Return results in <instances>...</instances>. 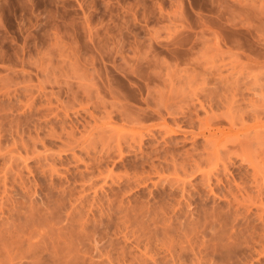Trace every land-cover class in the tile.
Returning <instances> with one entry per match:
<instances>
[{"label":"rangeland","instance_id":"374dc122","mask_svg":"<svg viewBox=\"0 0 264 264\" xmlns=\"http://www.w3.org/2000/svg\"><path fill=\"white\" fill-rule=\"evenodd\" d=\"M0 264H264V0H0Z\"/></svg>","mask_w":264,"mask_h":264}]
</instances>
